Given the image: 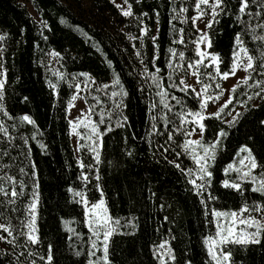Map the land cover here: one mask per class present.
<instances>
[{"label": "trees", "instance_id": "obj_1", "mask_svg": "<svg viewBox=\"0 0 264 264\" xmlns=\"http://www.w3.org/2000/svg\"><path fill=\"white\" fill-rule=\"evenodd\" d=\"M31 1L44 27L17 0H0V76L5 73L0 129H6L0 131V219L12 236L0 232L13 243L12 251L0 249V264H105L90 263L82 196L91 202L103 197L113 221H119L107 264H215L206 243L216 228L213 211L264 208V194L253 192L251 183L229 167L248 148L260 166L256 177L264 178V92L249 87L264 80V40L258 39L264 28L257 26L264 24V0H249L245 13L238 10L240 0H224L218 23L207 29L209 51L220 57L221 72L233 64L238 35L257 70L223 109L225 115L244 106L234 123L215 117L203 121L205 146L221 130L227 136L219 138L215 159L209 161L212 176L199 181L205 184L202 194L189 183L187 169L194 163L183 147L192 128L185 119L200 109V100L179 84L188 64L198 59L194 0H128L131 16L111 0ZM51 52L57 55L58 71L48 65ZM199 71L202 87L210 85L207 94L217 96L216 85L223 88L224 80L213 66L201 65ZM82 77L95 80L87 101L103 134L99 162L86 149L80 162L72 141L68 107ZM160 92L167 93L168 108ZM226 180L240 183L242 191L225 188ZM12 190L19 195L4 194ZM35 196L39 241L31 243L26 234ZM260 214L264 223V212ZM260 241L226 245L231 264H264V233Z\"/></svg>", "mask_w": 264, "mask_h": 264}, {"label": "snow or ice", "instance_id": "obj_2", "mask_svg": "<svg viewBox=\"0 0 264 264\" xmlns=\"http://www.w3.org/2000/svg\"><path fill=\"white\" fill-rule=\"evenodd\" d=\"M115 2V0H113ZM125 3H127V0H124ZM253 3H256V0H252ZM201 5H208L211 8V16L212 19L205 25L206 28H211L213 22L218 23V20H216V17L220 14V12L217 11V9H220L223 11V5L224 0H199V3L196 4L197 10L200 12V15L197 17H193V24H195V21L197 19H200L205 15L204 11L201 9ZM117 7H120V5H117ZM260 7H264V2L260 4ZM249 8V0H240V7L239 12L245 13L246 9ZM251 15V13H248ZM124 16H131V5H129L127 10L123 11ZM259 15V13H257ZM258 27L264 28V24L257 25ZM145 33L147 32V29H144ZM198 31H202L199 30ZM155 39V37H153ZM258 39L264 40V37H258ZM183 42V41H181ZM235 43L237 45V51L235 53V60L234 63L230 66L228 71L221 72L220 70V63L221 59L218 55L209 53L205 50H201L199 48L200 44H206L208 48H211V40L209 39L206 32H203L202 35L199 37V39L196 41L197 44V56L199 59H197L194 63L188 64V69H193L191 72V75L199 77L200 71L199 66L203 65L205 68L215 66V73L218 75L222 80H227L230 76H235L238 69H242L243 71L250 73L253 71H256V67L253 63V56L248 55V49L243 47V41H241L239 35L235 39ZM241 53L244 54L246 57V62L241 58ZM183 58V54L181 53V59ZM206 59H210L211 63L204 64V61ZM260 67L264 68V64H261ZM159 71V69H157ZM211 75V73H209ZM260 75H264V72H261ZM153 79L155 80V76L153 75ZM251 75H248L247 77H241L238 79V82L236 85H233L231 89L228 91L230 92H236V90L243 84L248 85L249 80H251ZM197 83H202L199 79H197ZM116 85H119V78L117 77L115 81ZM180 85H184L183 88H181V91H187L189 88H191L192 92L196 94V96L199 98L201 97V92H198L196 88L192 85H188L185 83L183 79L179 81ZM159 83H157V87H159ZM174 87H179V85H173ZM105 88L109 87L108 85H104ZM210 85H204L203 92L206 94L208 88ZM217 88L220 89V95H223L224 89L221 88L219 84L216 85ZM249 87H256L261 90V92H264V80L255 81L252 85H249ZM3 88V83H0V89ZM126 95V93H123ZM112 95H117V93L113 92ZM162 97L161 103H163V106L165 108H168L169 105L165 102L167 93L166 92H160L158 93ZM255 95L259 96L260 92L255 93ZM175 99V97H173ZM252 97H249L251 99ZM76 97H73V100H75ZM220 96H207L205 95L202 98V102L200 104L201 109H207L208 102L210 100H219ZM232 103V99L229 98L225 101V103L216 111L213 113H209L208 116H205L203 112L197 111V112H190L187 115L193 116L194 119L192 121H188L185 119V123H194L199 126L200 133L199 135H203V130L205 128V125L203 121L207 118L215 117L217 119L220 118L221 112H223V109L228 107L229 104ZM155 107V106H154ZM170 110V109H169ZM89 111H91L89 109ZM23 119L27 121L28 123L32 124L34 121H32L28 116H24ZM99 123H103V118L99 121ZM229 125L234 123V121H229ZM80 124L84 125V127H90L91 129V135L88 136L89 140H92L93 136H96V141H93V145H95L92 150L96 153V160L99 162V148L102 146L99 141H101L102 133L99 131V128L95 122H93L91 119H89L88 116H84V118L80 121ZM77 125H73V131L75 132ZM0 131H5L6 129H0ZM106 131H111V128L106 129ZM194 134L193 131H188L186 133L187 136L191 137ZM227 133L223 130H221L217 134V140L214 141L211 145L205 146L201 140L199 139H188L183 147L185 151H190L192 155V159L195 161L196 165H198V172L199 176L197 177L199 180L204 181L206 178H210L212 176V173L208 171L209 161L215 159V151L217 145L220 143V139L222 137H226ZM169 140L172 139L171 135L168 137ZM43 147V146H42ZM197 148L202 149L203 154H200V152L197 151ZM167 151V149H165ZM243 152H246L247 155L242 157L239 161L240 167L233 169V166H229L230 170H235L237 172L241 173V179H247L252 178V183H258V187H253L251 190L253 192H260L264 194V179H261L257 181L255 178L252 177V173L255 169L260 167L257 162L256 158L252 155V152L248 148L242 149ZM82 168L84 167L83 163L80 165ZM177 168L180 167L179 164L175 165ZM244 169H247L246 171ZM183 171V170H182ZM188 175H192V169H187ZM261 176H264V172L260 173ZM0 179H4V177H0ZM9 181L12 183H15L12 177H7ZM84 179L86 180L87 177L85 176ZM99 179V177H97ZM191 183L198 194H202V190L205 189V184L200 183L197 184L196 179H192L189 181ZM223 186L225 188H232L236 191H242V185L240 183H230L229 181H224ZM23 187V185H21ZM4 190L0 188V192H3ZM5 195H10L12 197H16L19 195L15 190H12L10 193L4 192ZM75 195H81V193H75ZM212 198V197H210ZM82 200L84 198L82 197ZM86 206L87 202L84 201ZM38 201L34 200L33 204L30 205V213H31V221L27 224V228L29 229L27 235V239L31 243H38L39 237L35 235L37 232V229L35 227V221H36V207H37ZM88 213H89V220H88V227L93 230V235L99 239L101 231H103V260L105 264H107L108 261V242L110 237L113 235V232L115 231L114 228L111 227L113 223L118 224L119 221H113L111 216L108 213L107 206L105 204V201L103 199L99 200L97 203H93L90 207H88ZM264 212V208H260L259 206H253L249 207L247 205L242 206L239 210H231V211H213V215L217 218L216 222V232L213 237H209L206 240V243L208 244V253L211 257L212 261H215V264H231V258H232V252L231 250L224 251L225 245L229 244H236V245H247V244H259L261 234L264 233V223L261 222V219H258L256 216L251 215V212ZM245 213H249V215L245 216ZM248 229H255L254 231H248ZM0 231L6 232L8 236H12V231L10 229L9 225H6L4 223H0ZM6 239L4 236H0V240ZM11 242V241H9ZM167 242L159 245L161 249H164L166 247ZM92 247L95 249L97 247L95 241L92 244ZM95 255V253H92ZM168 255L171 256V250H168ZM43 259V257L41 258ZM172 259L174 260L175 257L172 256ZM48 260L51 261V256L48 257ZM35 264V262H33Z\"/></svg>", "mask_w": 264, "mask_h": 264}, {"label": "rangeland", "instance_id": "obj_3", "mask_svg": "<svg viewBox=\"0 0 264 264\" xmlns=\"http://www.w3.org/2000/svg\"><path fill=\"white\" fill-rule=\"evenodd\" d=\"M17 1L20 4L24 5L25 7H27V9L30 12L31 16L34 18V20L37 22V24L40 27H44L45 26V21L43 20L40 12L37 10L36 6L33 4V2L31 0H17ZM83 1L85 3H87L89 0H83ZM111 1L113 2V0H111ZM210 2H211V0H210ZM113 3L116 6L120 5V7H118V9L122 13H123L124 10H127L129 5H130L128 0H127V3H125L124 0H115V2H113ZM198 3H199V0H194V10H195V12H194V15L192 16V20H193V17H197V16L200 15V12L196 8V4H198ZM201 9L204 11L205 15L203 17H201L200 19H197L195 21V24H194V26L196 27L197 30L198 29L202 30V31H198L199 35H198L197 40L199 39V37L202 35L203 32L207 33V29L208 28H206L205 25L212 19L211 8L208 5H201ZM217 11L219 12V9H217ZM207 35H208V33H207ZM196 41H195V51L197 53ZM242 46L247 48L244 44ZM199 48L201 50H205V51L211 53L209 51V48L206 46V44H200ZM237 50L238 49H237V45H236L234 56H233V63H234V60H235V53H236ZM248 55H250L249 51H248ZM241 58L243 60H245V62H246V57L244 56L243 53H241ZM198 59H199V57H198ZM209 63H211L210 59H206L204 61V64H209ZM48 65L53 71H58V58H57L56 53L51 52L49 54V56H48ZM213 67L215 68L214 65H213ZM192 71H193V69H188L187 76L185 78L183 77L181 79H183L186 84L194 86L198 92H201V97H199L200 104H201L202 98L205 95H207V96H209V95L207 93L205 94L203 92L202 85L200 83H197V79L198 78L196 76L191 75ZM248 75H249V73L243 71L242 69H238L235 76H230L227 80H224V86H223L222 89H224L225 91H224L223 95H220V93L217 94V96L218 95L220 96V99L219 100H210L208 102L207 109H201L200 108L198 111L203 112V114L205 116H208L209 113L216 112L225 103V101L227 99L232 98V92H230L228 90L231 89V87L233 85L237 84L239 78L247 77ZM4 81H5V73H4V71H2L1 72V76H0V83H3V85H4ZM94 82H95V80L90 78V77L89 78L88 77H82L80 79V81L77 83L76 88H75L74 96L76 97V99L73 100V98H72V100L69 103V107H68V116H69V120H70L72 141H73V145H74L77 157H78L80 162L82 161L81 153H82L83 149H86L89 152H91L93 154V156L96 158V153L92 150V148L95 146V145H93V141H96L97 137L93 136L92 140H89L88 136L91 135L90 127H84V125L80 124V121L84 118L85 115L88 116L89 119H91L93 122L96 123V121L93 119L92 111H89V109L91 110V107H90V105L88 104V101H87V93L90 92L91 86L94 85ZM2 89H0V90L2 91ZM243 108H244V106L241 105L238 108L234 109L233 111H230L229 113H227L225 115H222V112H221L220 119H222L226 124H229L228 123L229 121H235L236 120V118L238 117L240 112L243 110ZM193 119H194V117L190 116L189 120L192 121ZM73 125H77V127L75 129V132L73 131ZM191 127L192 128L187 129L186 133L188 131H193L194 134L191 137L186 135L185 142L188 139H199V140H201L202 136L199 135V133H200L199 126L197 124L192 123ZM99 143L102 145V138H101V141H99ZM197 151L200 152V154H203L202 149L197 148ZM99 152H100V148H99ZM188 154H189V156L192 159V155H191L190 151H188ZM246 155H247L246 152H243V151L240 152L239 160L235 164L231 165V166H233V169L240 167L239 161H240V159L242 157H244ZM193 163H194V167L191 168L192 169V175H190V177H191V180L192 179H196L197 180V184H199L200 180L197 178L199 176L198 165H196L194 160H193ZM244 170L246 171L247 169H244ZM233 171H235V170H233ZM235 172L238 173L239 176L241 177V173L240 172H237V171H235ZM252 177L255 178L257 181H259L261 179H264V178H257L255 170L252 173ZM244 180L250 182L251 185H252V188L259 186L258 183H252L251 182L252 178H247V179H244ZM82 197L84 198V200H82V204L84 205L85 210H86V225L88 227V220H89V213H88V210H87L88 207H90L93 203L99 202V200H101V199H103L105 201V199L102 197L98 201L91 202L86 197H84V196H82ZM34 200L38 201V197L35 196ZM34 200H33V202H34ZM85 200L87 202V206H86V204L84 202ZM105 204H106V201H105ZM106 206H107V204H106ZM107 209H108V206H107ZM108 213L111 216V214L109 212V209H108ZM247 215H249V213H245V216H247ZM251 215L256 216L258 219H261V222L263 223V219H262V216H261L260 212L253 211V212H251ZM37 217H38V203H37V207H36V221H35V227L37 229V232L35 233V235L38 236ZM111 218H112V216H111ZM112 220H113V218H112ZM30 221H31V217H30ZM216 222H217V218L215 217V225H216ZM0 223H4V222L0 219ZM111 227L115 229V223H113L111 225ZM88 230L90 232L89 236H90V240H91V244H90V246H91V262L90 263H96L98 261H104L103 260V231H101L100 237H99V239H97V237L95 235H93V230L90 229L89 227H88ZM254 230L255 229H248V231H254ZM28 231H29V229H28ZM215 232H216V228H215ZM215 232L210 237H213L215 235ZM0 236L6 237L5 234H3L2 232H0ZM9 241L10 240L7 237H6V239L0 240V249L4 250V251H12L11 250L12 249L11 248V244H13V243H11ZM94 241H95V243L97 245V247L95 249L92 247V244H93ZM109 241H110V239H109ZM108 245H109V242H108ZM225 246H223L224 247V251H225ZM207 248H208V244H207ZM92 253H95V255H93ZM213 262L215 263V261H213Z\"/></svg>", "mask_w": 264, "mask_h": 264}]
</instances>
